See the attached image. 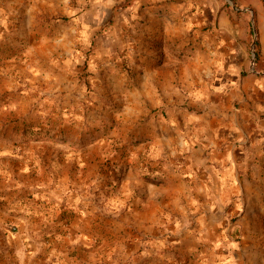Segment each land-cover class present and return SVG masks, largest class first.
<instances>
[{
	"label": "rangeland",
	"instance_id": "obj_1",
	"mask_svg": "<svg viewBox=\"0 0 264 264\" xmlns=\"http://www.w3.org/2000/svg\"><path fill=\"white\" fill-rule=\"evenodd\" d=\"M219 1L246 8L239 18L256 53L253 8ZM132 8L131 0H0V264H199L205 251L222 262L242 245L241 225L229 240L187 242L178 230L200 212L186 204L194 195L229 202L234 221L245 195L215 194L204 183L214 177L182 174L205 153L185 136L207 110L181 111L182 81L163 91L142 78L145 64L130 54L144 19ZM185 184L202 191L188 196Z\"/></svg>",
	"mask_w": 264,
	"mask_h": 264
},
{
	"label": "crops",
	"instance_id": "obj_2",
	"mask_svg": "<svg viewBox=\"0 0 264 264\" xmlns=\"http://www.w3.org/2000/svg\"><path fill=\"white\" fill-rule=\"evenodd\" d=\"M241 1L253 8L258 19L255 60L246 16L239 18L246 8L227 9L219 0H131L133 16L144 19L136 30L137 53L130 54L132 61L135 56L145 64L142 78L163 83L164 89L159 86L163 91L182 81L183 87H174L181 111L203 108L208 112V118L206 113L200 116L202 120L193 115V121L201 122L194 121L197 127L185 136L187 142L195 143L193 149L199 147L205 153L199 158L189 156L182 174L196 176L199 171L203 181L214 177L215 184L204 182L212 193L232 194L239 188L245 195L235 221L227 214L229 202L204 203L197 195L186 201L189 208L200 210L192 223L189 217L181 219L178 230L187 242L217 236L229 240L233 225H241L240 247L233 243L222 262L213 251H205L199 264H264V1ZM190 33L195 39L187 36ZM157 50L162 54L159 62L154 57ZM191 189V185L183 187L188 196L189 190L202 191L201 186ZM152 208H147L146 216L153 214ZM202 208L211 212L210 218L201 215ZM223 224L226 229L218 231Z\"/></svg>",
	"mask_w": 264,
	"mask_h": 264
},
{
	"label": "water",
	"instance_id": "obj_3",
	"mask_svg": "<svg viewBox=\"0 0 264 264\" xmlns=\"http://www.w3.org/2000/svg\"><path fill=\"white\" fill-rule=\"evenodd\" d=\"M254 45H255V42L253 43V47H252L253 60H255V58H256V53H255Z\"/></svg>",
	"mask_w": 264,
	"mask_h": 264
}]
</instances>
